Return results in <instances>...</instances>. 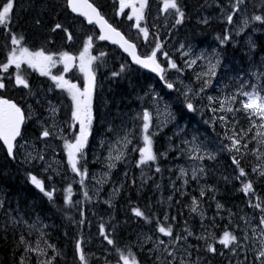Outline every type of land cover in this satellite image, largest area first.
Here are the masks:
<instances>
[{
  "label": "trees",
  "instance_id": "obj_1",
  "mask_svg": "<svg viewBox=\"0 0 264 264\" xmlns=\"http://www.w3.org/2000/svg\"><path fill=\"white\" fill-rule=\"evenodd\" d=\"M102 1L94 0V3L112 24L122 31L127 30V26H131L132 23V20L128 19L131 8L117 15L115 9H117L120 0ZM216 1L222 2L223 0H177L181 10L185 13L182 22L176 24V16L173 13L169 19L166 31L157 30L154 32L151 30L152 17L160 8V0H148L149 6L146 9L144 25L150 30L149 41H143L142 38L136 40L132 35L129 36L131 39L136 40L141 52H149L154 47V37L158 34L163 45V51L169 53V56L176 62L179 68H181V60L172 52L173 49L170 48L177 41L192 40L200 47L213 42L214 45L220 47L219 49L222 51L220 55L223 60L221 63L222 67L218 71V76L213 78L209 89L207 88L202 93L201 98L194 102L197 107L196 112L189 113L184 108L185 100L183 96L170 97L167 94L165 99V104L169 106V110L177 119L176 124L184 121L187 122L186 136L191 135L192 137L196 136L197 138L206 139L210 148L209 151H213L215 154V159L213 160L207 158L202 160L209 169L208 174L210 178L205 173H202L197 179L189 180L185 189L179 187L177 191L172 194L170 193L168 181L175 176L174 171L168 170L170 169L169 160L182 159L184 157L182 150L185 140V138L181 137L183 133L179 131L182 124L177 126L171 125L162 132H159L157 136H153V148L158 157L156 162H149L144 166L138 167L136 162L139 159V153L131 150L127 153L126 159L120 164L121 171L117 172V176L111 177L119 182L117 189L120 188V191L115 196L117 198L116 204L111 208L105 206L99 207L96 212H93V201L84 197V190L80 193V197L82 198L80 206L74 207L64 203V189L68 186L67 183H58L60 186L54 193V199L53 201H49L47 197L31 184L27 175L29 172L36 174L47 185V181L45 180L46 174L42 173L33 163H22L17 157L15 159L8 158L3 147L0 145V201L3 202V207H0V264H20L21 256L26 257L25 264H28V261L29 264H36L37 259H35V256L33 254H26L24 245L19 243L21 234L25 236L26 240H35L36 234L34 229L28 227V225L33 224L35 219L42 220L45 225L42 230L44 238L60 252V255L53 257L51 249L50 253L52 256L45 259H53V264H80V262L74 259V244L83 234L86 236L85 229L87 228V223L91 225V233L89 232L86 236L87 240L90 241L89 245H94L96 240H99L98 244L102 243L100 240H104L99 233V225L102 222L105 224L106 231L110 236L114 227L115 236L112 238L125 251H127L125 246L130 244L129 240H131L132 235L139 228H143V226L153 236H163V234L156 231L155 220L152 223H148L143 218L136 217L131 211L132 206H139L149 216L158 217L161 220H163L164 213L167 212L170 218L176 216V220L170 219L169 221L176 232H183L185 227L196 232L199 225L196 221L198 217L195 213L190 212V205L188 203V196L195 195L199 204L207 212L215 213V218L217 216L221 217V219L215 222L217 227H214V231L218 232L217 237L222 234L226 225L229 230H233L236 225L241 226V221L237 217L241 209L256 210L255 208L250 210L246 198L252 200L254 204L261 203V206L264 207V179L260 178L259 172L253 173L252 171L257 164L262 162L256 153L250 151L257 147L256 143L251 141V136L255 135L256 129L253 128L249 136V141L251 142L249 149L245 150L247 154L242 157L237 154V158L241 159V167H244L245 172L248 174L247 177L241 179L248 180L250 178L253 182L252 194L246 195L241 190L242 183L239 181L240 179L235 178L239 176V169L232 163L233 153L222 150L221 139L224 129L218 121L213 124V119H211V116H213L211 107L213 105H210L207 99L208 96H219L222 98L226 93L232 94L236 92V82L239 83L242 80L247 66H249L247 75L255 79V83L252 81V84L258 86L264 81V71H262V69L264 70V22L257 21L255 28L247 29L238 35V31L229 27L226 19L227 14L224 15L225 12L218 6L215 8ZM228 1L231 4L236 3V0ZM14 5V11L11 14L8 28L0 25V62L6 59V50L11 48V33L17 35L23 33L26 37L23 43L46 44L50 42L51 36L54 35L50 31L54 24L56 22H63L62 19L65 15L66 20L70 16L65 5V0H14ZM243 8H247L251 15H264V0H243L240 9ZM228 9L231 11L230 7ZM72 18L75 21L69 23L72 34L77 32L76 27H80V24L83 30H88L79 18ZM37 19L41 21L40 25L36 24ZM205 20L207 23H204ZM76 22L79 23L78 26ZM226 34H230L231 39L221 44L220 39L217 37L223 38ZM253 44L255 47L251 46ZM109 49L112 51L114 47H110ZM117 52L115 50V58ZM159 56L168 73L177 72L175 69L167 67L163 53H160ZM122 64L126 65V70L120 76L113 77L112 72H118ZM256 66L258 68L255 69ZM107 67V74L112 76L113 79L111 78L112 83H110V86H107L109 90L104 93L101 92L99 100L100 113L102 114L101 122L105 127L109 126L113 121V117L109 114L106 115L105 111L115 109L118 112L115 118L121 120V122L116 124L113 121L112 125L107 129L108 133L112 136L120 133L123 136L125 131H133L137 137L134 143L139 142L142 146V141H139V127L142 120L136 119L137 113L139 111L141 113L145 107H151L149 102L144 104L143 101L148 96L147 90L149 87L151 86L155 89L159 81L151 74L134 66H129L126 58H123L120 64L113 63L110 66L108 63ZM256 72L259 73L256 74ZM181 73L198 87L197 82L192 77L183 71ZM109 76L107 77L111 80ZM163 88L161 87V89ZM204 95L208 96L205 98L203 97ZM203 100L206 101V104L202 103ZM214 106L218 108L219 104L217 103ZM235 107L239 108L240 105L237 104ZM219 114L216 113L217 116ZM203 117L207 119L209 129L200 123V119ZM132 118L137 120V122L135 123ZM229 119H232L231 115ZM235 119L238 121V129L241 127L248 129L250 121L245 112H238ZM213 127L215 131H213ZM110 129H114V131ZM91 141L96 144L98 143L96 140ZM224 143L226 144L228 141H224ZM94 150L95 148L92 144L85 148V158L95 155L98 148L97 151ZM260 151L264 152V148H261ZM162 153L164 155H161ZM157 167H160V172L156 171ZM73 177H76L75 173ZM178 186H183V184H179ZM75 188L72 185V198L76 194ZM201 189L205 191L204 196L200 195ZM212 189H215V191H212ZM182 192L184 193L183 195H181ZM170 196L172 197L171 200L168 199ZM257 197L260 199L257 200ZM218 203L231 210L233 214L231 218L234 219L232 224L226 222L228 212L226 210H219L217 208ZM97 205L102 206L100 203ZM215 208L219 211L214 210ZM257 210L260 211L259 209ZM81 211L84 213L83 216H81ZM9 213L17 219L22 217L26 223L21 222L13 225L10 223ZM81 219L85 220L83 225L78 223ZM238 232L236 231V233ZM193 241L200 248V251L196 252V254L202 260L207 259L206 256L210 253L205 250V246L196 238ZM103 242L107 249L101 251V248H96L97 251L110 253L114 250L106 241ZM214 246L216 247V251L224 248L218 241Z\"/></svg>",
  "mask_w": 264,
  "mask_h": 264
},
{
  "label": "snow or ice",
  "instance_id": "obj_2",
  "mask_svg": "<svg viewBox=\"0 0 264 264\" xmlns=\"http://www.w3.org/2000/svg\"><path fill=\"white\" fill-rule=\"evenodd\" d=\"M242 2L243 0H236V3L229 5L231 8V13L227 14V21L229 23L233 22L232 13L239 11ZM66 6L71 10V12L78 13L80 16L86 18L88 23H95L98 25L100 29V35L98 38L100 40L112 39L115 43L120 44L124 52L131 56L132 61L136 65H139L144 69H150L153 73L158 74L160 79L164 81L167 89L172 90L175 88L174 82L168 81L166 77V69L162 67L161 62L158 59V55L163 53L169 69H175L177 72H181L182 69L178 67L176 62L169 56L168 52L163 51V45L158 34L154 37V47L152 50L145 54H138L137 45L130 42L120 31L117 30V28L113 27L98 7L93 3H90L89 0H66ZM148 6V0H120L119 5V12L121 13L124 12L126 8H131V13L128 14V19L135 20V24L133 26L139 30V33L144 36L145 40L149 37L150 30L146 25L141 26V22L145 20L146 9ZM14 7V0H0V25L8 28ZM159 11L164 14L174 13L176 16V24L181 23L185 16V13L181 10L177 0H160ZM252 21L264 22V15H253L251 20L245 17L242 21L243 26L240 31H243V27H247ZM204 23H207V21L205 20ZM36 24L40 25L41 21L37 19ZM57 30H62L63 32L68 33V40L73 39L69 29L62 23L56 22L50 29L53 33ZM217 38L220 39L221 44H224L231 39V36L230 34H226L223 38ZM93 39L94 37L92 35L86 37L83 48L79 52V56L77 58L67 51L58 53L50 52L43 46L32 49L23 43L26 40L23 33L19 35L11 33V48L7 51L5 61L0 62V71L3 72H8L10 66H15L17 69L15 75L16 85H22L24 88L31 90L28 80L22 76L19 71L22 64H27L30 68L39 71L41 75L50 76L55 82L56 88L67 92L71 99V123L68 125V128H58L56 114L59 109L56 105L49 102L48 111L51 114L49 118L52 119V124L50 126L46 123L41 124V128L43 130L40 132V137L46 139L56 135L63 141V149L67 156V163L70 166L71 171L80 177V183L82 186L84 185V178L89 175V170L86 167L87 161L85 159L84 150L86 145L89 143L90 135H92L93 121L95 119L93 114V92L96 87V73L94 71L93 62L98 59L102 61V59L106 56L104 52H100L99 56H93L91 54ZM251 46L255 47L254 44ZM186 55L191 56L193 53L189 51ZM77 59L79 61V71L83 74L84 78L82 88L77 83H73L72 81L65 79L63 74H51V68L55 67L57 63H62L64 72H68L69 69L73 67ZM200 60L206 61V64L201 65L202 71L196 74V80L200 83L199 91L197 92L196 89L191 86H185L186 91L182 93L185 100L184 108L189 113L197 111V107L193 102L194 97L200 96L204 93L205 89L212 83V78L218 76V69L222 67L219 53L215 52V50L209 55L201 52L200 55L196 56L194 59L186 60L185 66L191 68L193 65L197 64V61ZM125 70L126 65L122 64L118 72H112V76L118 77ZM248 86L251 87V91L245 90V85L241 82L236 92L232 94L226 93L222 98L219 96H208L207 99L209 104L213 105L211 107V111L213 112V124L218 121L224 129L223 137L221 139V143L223 144L222 150H227L230 153H233L232 163L239 169V176L235 178L241 179L247 177L248 174L245 172L244 167H241V159L237 158V154L241 157L246 155L247 152L245 150H248L250 142L254 141L257 147L251 149V151L256 153L262 162L257 164L252 171L253 173L259 172L260 178L264 179V152L260 151L261 148H264V94H262L264 93V85L260 86L259 90L258 86L255 84H250ZM5 88L6 84L3 80H0V89ZM147 94L151 96L153 104L156 106L157 119H159L161 112L159 107L161 97L155 93V90L152 89L151 86L149 87V92ZM217 103L219 104L218 108L214 106ZM237 104L240 105L239 108L235 107ZM241 111L248 115L250 121L248 129H244L242 127L238 129V121H236L235 117L236 114ZM216 113L220 114L217 116ZM163 115L165 117V121H161V124L168 120L175 119V115L169 110V106L167 104L164 105ZM230 115L232 116L231 120L229 119ZM28 119H30V109L26 113V110L21 104L13 99L0 95V141L3 142V146L7 150V155L12 159H15V148L18 143L17 138H24V126L26 125V121ZM136 119L142 120L139 127V141H142V146L139 142L134 143L137 137L133 131H125L123 136H119V134H117L115 144L109 145L107 165L109 170L116 167V161L125 157L126 150H128L130 146H132L130 149L131 151L139 153V159L136 162L138 167L144 166L149 162L157 161V153L153 148V136L155 133L151 131L153 119L150 108H143L142 113H137ZM64 123L67 124L68 121H65ZM77 125L78 131L72 130L70 131V135L65 134L66 132H69L70 129L76 128ZM156 126L159 127V125ZM253 128L256 129V133L251 136V141H249V136ZM110 130L114 131V129ZM213 131H215L214 127ZM224 141H228V143L225 144ZM184 143L190 145L187 151L192 154V159L201 161L204 160L205 157L209 160L215 159V154L208 151L206 147H204L203 142L197 143L196 136H193L192 141H185ZM117 145H119V147H117ZM113 149L116 151L115 156L112 155ZM202 149L203 155L200 154ZM161 155L164 154L162 153ZM37 160L45 163V172L51 167V165L45 160V156L39 151L35 156L32 155V153H28L24 162L34 163ZM156 171L160 172V167H157ZM205 171L206 170L203 167L199 169L193 168L192 178L197 179L198 173H203ZM27 175L31 184L35 186V188L38 189L45 197H47L49 201H53L54 193L56 191L55 187L48 190L45 181L40 179L38 175L33 174L32 172L27 173ZM180 175L181 177H186L187 173L184 168L180 169ZM107 176L108 173L105 172L103 174V178L98 179L97 183H103L104 178ZM51 179L52 177H48L49 181ZM187 183V179H184V184ZM241 183V190L246 195H251L253 182L251 180H247V182L242 180ZM113 191L119 192L120 189H113ZM212 191H215V189H212ZM64 192V203L69 206H74L72 201V185L68 184V186L64 189ZM183 194L184 193L182 192L181 195ZM200 195H205L204 189H201ZM84 197L89 200L91 199L87 191L84 192ZM168 199L171 200L172 197L170 196ZM259 199L260 198L257 197V200ZM106 203L110 204V201H106ZM197 204V199L193 197V212L198 210ZM250 206L260 210L261 215L259 217L258 224L254 223L253 220H249L247 217H242L241 219L245 224L243 229H241L239 225H236L233 230H229L226 225L225 230L219 237H217L214 231H206L204 234L196 236V239L204 242L205 250L209 253L216 252L214 244L217 241L220 245L229 249V251L237 257L241 252H243L244 259H238L237 264H249V251L254 250L251 264H264V207L261 206V203L252 205L251 202ZM0 207H3L2 201H0ZM221 207L222 205L218 203L217 208L220 209ZM131 211L136 217L143 218L144 221L148 223H152L153 220H155L156 231L168 238L167 240L160 238V236H156L155 239H153L152 236L143 237L142 239L138 238L137 244L141 248H143L144 243H152V248L148 251L155 257L154 264H202V258L199 255H197L195 260L191 259L193 246L188 243V239L193 236V232L187 227L184 228L183 232H176L172 223L169 222L170 219L175 220V217L170 218L169 214L165 212L163 220H161L158 217L149 216L139 206H132ZM83 215L84 213L81 211V216ZM232 215V213L229 214V224L232 223ZM9 216L10 223L13 225L24 222L22 217L17 219L16 217H12L10 213ZM201 217L203 219V213H201ZM78 223L83 225L85 220L81 219ZM28 227L34 228L35 222L28 225ZM213 227H217L214 220ZM236 231H241L243 235L237 236L235 234ZM99 233L103 239L107 241V244L111 245L115 249L118 255L117 264H140L137 254L133 251L132 245L125 246L127 251H125L124 248L117 246L116 240L112 238L115 236L114 227L110 236L106 231L105 224L102 222L99 225ZM29 235H31V233H29ZM43 235L44 233L41 232L40 236L43 237ZM19 243L24 245L25 253H37L36 264H53V259H45L43 261L39 259L40 256H45L47 254L46 249H52L53 257L60 255V252L55 248V246L47 241H44L45 247H40V241L38 239L36 246L32 247V245L26 240L25 236L21 234ZM196 251H200L199 245L196 246ZM75 252L79 258L80 264H88V260L82 246V239L76 240ZM221 255H223V253H221ZM25 261L26 257L21 256L20 264H25Z\"/></svg>",
  "mask_w": 264,
  "mask_h": 264
},
{
  "label": "rangeland",
  "instance_id": "obj_3",
  "mask_svg": "<svg viewBox=\"0 0 264 264\" xmlns=\"http://www.w3.org/2000/svg\"><path fill=\"white\" fill-rule=\"evenodd\" d=\"M225 4L226 5H229L230 4V2H228V1H226L225 2ZM226 10H228V9H226ZM245 11H243L242 9H239V14H240V16H238V20H236V21H233L232 22V27L233 28H236V29H238V30H240L241 29V27L243 26L242 25V14L244 13ZM160 13H158V15H159ZM253 15H250V13H249V20H250V17H252ZM168 17V16H167ZM250 24V23H249ZM251 25H254V23L252 22V24ZM246 27H243V30L245 29ZM183 45V44H182ZM182 45H178V47H177V51H179L180 53H181V55L184 57V59H185V61L186 60H189V59H194L196 56H198V55H200V53L201 52H204L206 55H208L209 53H208V50L207 49H205L204 47H200V46H198V47H196L194 50H193V52L191 51V50H189V49H193L192 47H186V46H184L183 45V47H182ZM51 47V46H50ZM188 49V50H187ZM189 51H191L192 53H193V55H191V56H189V55H186ZM208 53V54H207ZM198 62V61H197ZM201 69V68H200ZM179 81V84H180V86H182L183 88H184V91H186V88H185V86H190V85H188L187 83H185L184 81H182V80H178ZM253 81V83H255V79H253L252 80ZM258 82H260V80H258ZM247 84L248 85H250V84H252V82L249 80V79H247ZM247 85V86H248ZM262 85H264V81L260 84V86H262ZM249 87V86H248ZM46 88V87H45ZM181 88V87H180ZM237 88L238 87H236V90H237ZM109 90V89H108ZM183 91V92H184ZM198 92V91H197ZM164 105H165V99L163 98V99H161L160 100V104H159V107H160V110H161V112H160V115H159V119H157V114H156V106L154 107V109H153V113H152V118H153V122H157L158 124H160L161 125V127H163V126H168L169 124H171V122H172V120H168V121H166L165 123H163V124H161V121H165V117H164V115H163V109H164ZM34 120V119H33ZM52 123H50V125H51ZM155 124V123H154ZM185 141H188V140H184V142ZM25 142H27V143H25ZM115 142L116 141H112V140H105V146L107 147V150H108V154H109V145L110 144H115ZM54 146H55V144H54V142L52 141V140H47V142L46 141H42V145H38L37 143H35L34 141H28V140H25L22 144H21V146H20V150L24 153V155H25V157H26V155L28 154V153H32V155H36V153L39 151V152H41L44 156H47V155H49L50 153H53L52 152V148H54ZM190 145H188V144H183V150H182V152H183V154H184V159L183 160H180V161H178V165H179V167H180V169L181 168H184L185 169V171L188 169H193V168H195V167H198V166H196L197 164H198V162H197V160H194V159H192L191 158V156H192V154L191 153H189L188 151H187V149H188V147H189ZM117 147H119V145H117ZM203 153V149L201 150V155H203L202 154ZM112 155L113 156H115L116 155V151L113 149V151H112ZM103 158V157H102ZM48 159V158H47ZM25 160V159H24ZM49 161H53L54 160V155H51V157H50V159H48ZM199 161V160H198ZM34 164L41 170V172H44L43 170H42V166H41V161H39V160H37L36 162H34ZM53 171V173L52 172H50V173H46V172H44L45 174H46V181H47V185H49V186H57V187H59L60 185L58 184V183H67V184H70V183H72V180H71V178L66 174V172H65V170H64V166H62V165H57V167L55 168V169H53L52 170ZM103 174V173H102ZM100 175L99 176V178L101 179V178H103V175ZM198 174H200V173H198ZM190 176V179H193L192 178V174H190V175H188V176H186L185 177V179H188V177ZM48 177H52V179L49 181L48 180ZM110 177H106V178H104V180H106V185L104 186V190H106L108 193H109V197L112 199V198H114L116 195H117V193L118 192H114L113 191V189H117V187H118V183L119 182H117L116 180H114V179H110V180H108ZM248 180H250V178L248 179ZM244 182H247V179H244ZM94 185L95 184H97V182L96 181H94V183H93ZM88 191L90 192V193H92V194H94V196H96L95 198H94V202H95V204H98V203H100V204H102V202H101V199L99 198V197H97V192L93 189V186L92 185H89L88 186ZM248 202H251V204L252 205H254V202L252 201V200H250V199H248ZM250 206V204L248 205V207ZM250 208H252V206H250ZM219 210H228V208L227 207H221ZM229 211V213H227V219H229V214L231 213V210L229 209L228 210ZM247 210H245V208L241 211L240 210V214L237 216L238 218H240L241 217V215L242 214H244L245 212H246ZM219 213V212H218ZM249 220H253V222L254 223H256V224H258L259 223V220H258V218L254 215V214H252L251 216H248L247 217ZM231 220H232V218H231ZM35 225H36V227H37V229H39V230H41L43 227H42V223H39V222H35ZM141 233H138V237H140V239H142V237L143 236H141L140 235ZM251 234V233H250ZM43 238H44V236H43ZM42 238V239H43ZM38 239H39V241L40 240H42V239H40V237L38 236V238H37V240H35V243L32 245V247H35L36 246V244H37V241H38ZM86 242H87V244L89 245L90 244V241L89 240H86ZM96 243H99L98 241L96 242ZM40 247H45V245H44V243H41V241H40ZM101 246H100V244H99V248H100ZM251 247V246H250ZM49 250V249H48ZM254 251V250H253ZM253 251H251V252H253ZM96 253V252H95ZM103 255V254H102ZM101 255V256H102ZM106 256V255H105ZM104 257V256H103Z\"/></svg>",
  "mask_w": 264,
  "mask_h": 264
},
{
  "label": "bare ground",
  "instance_id": "obj_4",
  "mask_svg": "<svg viewBox=\"0 0 264 264\" xmlns=\"http://www.w3.org/2000/svg\"><path fill=\"white\" fill-rule=\"evenodd\" d=\"M105 1V0H104ZM226 1H228V0H223L222 2H220V1H216V5H215V8H217V6L221 9V10H223L224 12H225V14L224 15H226V14H229V13H231V11H229L230 9H228L229 8V5L231 4H229V5H226L225 4V2ZM101 2H103L102 0H101ZM229 2V1H228ZM226 9H228V10H226ZM243 11H245L243 14H242V20L245 18V17H247L248 19H249V11H248V9L247 8H243L242 9ZM217 12H218V10H217ZM199 14V13H198ZM205 14V13H204ZM223 15V16H224ZM232 15H233V21H236V20H238V16H240V14H239V11H237V12H235V13H232ZM251 15V14H250ZM199 17V16H198ZM221 19H223V17H221ZM250 20H251V17H250ZM252 22L254 23V25H251L252 24ZM250 24H248V26L246 27V28H248V29H251V28H255L257 25H256V22L257 21H252ZM228 24H229V27H232V23H229L228 22ZM239 34H241V33H238V35ZM53 46V44L51 45V47ZM220 47H218V46H214V49H213V51L215 50V52H217V53H221L222 51H221V49H219ZM247 70V71H246ZM248 72H249V66H247L246 67V69H245V73L243 74V78H242V80L238 83V82H236V84H237V86L235 85V88L236 87H239V85L241 84V82H243L244 83V85H245V87L248 85L247 84V79H249L251 82H252V80H253V78L252 77H249L247 74H248ZM239 74H240V72H239ZM110 83H112V81L110 82ZM110 83H106L105 84V86L101 89V92H105V91H108V89H107V86H110ZM234 84H235V82H234ZM102 94V93H101ZM165 99V98H164ZM99 100H100V98L97 100V109H98V111H99V113H100V104H99ZM59 101L61 102V105H62V107L63 108H65V104H64V102L62 101V100H60L59 99ZM144 102V104H146V103H148L149 102V105H152V102H151V99H150V97H149V95L146 97V99L143 101ZM203 116V115H202ZM176 122H177V119H176V121H175V123L173 124L174 126H177V125H179V124H182V123H179V124H176ZM200 123L201 124H203L204 126H206L208 129H209V124H208V121H207V119H205L204 117L202 118V119H200ZM172 125V122H171V124H169L168 126H163V127H161V129H166L167 127H170ZM181 129V128H180ZM182 138H185V140H186V137L187 138H193L191 135L190 136H186V134L184 135H182L181 136ZM217 138V137H216ZM217 139H219V138H217ZM183 140V139H182ZM251 151V150H250ZM24 162V161H23ZM34 164V163H33ZM35 165V164H34ZM36 166V165H35ZM37 167V166H36ZM42 173H44V172H42ZM204 173V172H203ZM45 174V173H44ZM202 173H200V174H198V176L199 175H201ZM260 175V174H259ZM111 177H113V176H111ZM114 180H115V178H113ZM189 180H191L190 179V176L188 177V179H187V181H189ZM244 180V179H243ZM240 182L242 181V179H240L239 180ZM190 183V182H189ZM60 184V183H59ZM120 189V188H119ZM98 196V195H97ZM117 196V195H116ZM115 198V197H114ZM94 202V201H93ZM246 202L248 203V205L250 204V202H248V198H246ZM95 203V202H94ZM214 210H217V211H219L218 209H214ZM243 209H241V211H242ZM246 210V209H245ZM216 213H218V212H216ZM232 220H234L233 218H232ZM107 222V221H106ZM97 241H99V240H96L95 241V244L94 245H89V246H94V247H96V248H98L99 249V244L98 243H96ZM154 257V256H153Z\"/></svg>",
  "mask_w": 264,
  "mask_h": 264
},
{
  "label": "water",
  "instance_id": "obj_5",
  "mask_svg": "<svg viewBox=\"0 0 264 264\" xmlns=\"http://www.w3.org/2000/svg\"><path fill=\"white\" fill-rule=\"evenodd\" d=\"M76 14H78V13H76ZM86 22L88 23L87 19H86ZM88 24H90V23H88ZM94 24H95V23H94ZM95 25H96V24H95ZM96 27L98 28V30H99V32H100L99 26L96 25ZM118 31H119V30H118ZM124 37H125V36H124ZM105 41H107L109 44H112V45H116V46H118V47L120 48V50L123 52V54H125V55L129 58V60L131 61V63L134 64V65H136V64L132 61L131 56H130L128 53L124 52V50H123V48L120 46V44L115 43L112 39H108V40H105ZM130 42H131V41H130ZM132 43H133V42H132ZM137 52H138V49H137ZM138 54H139V52H138ZM136 66L142 68V67L139 66V65H136ZM142 69H144V68H142ZM144 70L153 73L150 69H144ZM153 74H155V75H157V76L159 77L158 74H156V73H153ZM159 78H160V77H159ZM1 142H2V141H1ZM2 144H3V142H2ZM5 149H6V148H5ZM6 151H7V150H6Z\"/></svg>",
  "mask_w": 264,
  "mask_h": 264
}]
</instances>
